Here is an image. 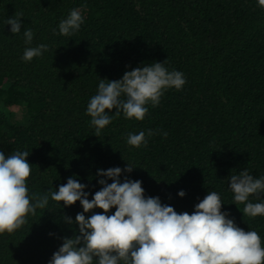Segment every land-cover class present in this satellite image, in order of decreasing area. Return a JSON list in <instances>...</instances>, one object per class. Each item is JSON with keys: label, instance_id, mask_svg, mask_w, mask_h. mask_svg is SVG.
<instances>
[{"label": "trees", "instance_id": "trees-1", "mask_svg": "<svg viewBox=\"0 0 264 264\" xmlns=\"http://www.w3.org/2000/svg\"><path fill=\"white\" fill-rule=\"evenodd\" d=\"M74 8L80 30L54 34ZM12 16H22L18 34L5 25ZM41 43L47 52L21 59ZM153 62L183 72L184 86L165 90L141 121L109 112L112 122L95 136L85 113L100 79L116 81ZM140 131L147 144L128 145V134ZM17 150L30 153V196L74 178L91 200L102 187L98 169L129 163L134 168L121 181L140 180L146 197L177 213L191 214L208 191L218 192L221 211L256 231L264 246V216L243 214L227 186L244 169L264 176V8L257 0H0V151ZM82 211L79 201L65 207L49 198L21 228L0 234V264H48L64 238L79 234L64 217L74 221Z\"/></svg>", "mask_w": 264, "mask_h": 264}, {"label": "clouds", "instance_id": "clouds-1", "mask_svg": "<svg viewBox=\"0 0 264 264\" xmlns=\"http://www.w3.org/2000/svg\"><path fill=\"white\" fill-rule=\"evenodd\" d=\"M257 4L264 8V0H257ZM21 17L6 19L12 34L21 32ZM83 22L80 10L74 8L53 33L71 36ZM23 36L25 44L31 45L33 31L26 29ZM48 50L44 43L26 47L21 59L30 62ZM185 83L183 72L169 71L161 62L125 71L116 81L100 79L85 113L91 118L94 135L98 137L112 122L109 112L141 121L148 112L147 105L157 106L165 90H180ZM151 135L149 130L147 136ZM126 143L134 148L146 145V133H129ZM29 154L17 150L6 156L0 151V234L21 228L29 214L48 206L49 198L62 201L65 207L79 201L83 210L74 221L64 217L69 225H78L79 234L64 238L48 264H264L261 237L256 231L237 227L229 213L221 211L224 203L216 191H208L191 214L177 213L159 197H146L140 180L121 181L122 173H131L134 168L127 163L124 169L97 170V176L103 177L97 181L102 187L91 200L85 191L87 185L74 178H68L56 191L30 196L26 184L31 173L26 160ZM227 186L233 200L245 205L243 214L264 216V176L254 177L244 169L228 176ZM177 195L182 198L185 192L180 190ZM250 197L261 202L254 203ZM96 208L103 212L86 218L85 214ZM113 208L114 213L109 214Z\"/></svg>", "mask_w": 264, "mask_h": 264}]
</instances>
